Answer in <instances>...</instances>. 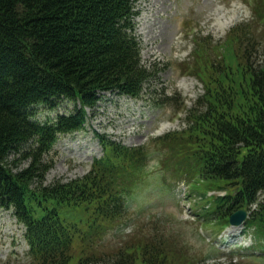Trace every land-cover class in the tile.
Wrapping results in <instances>:
<instances>
[{
  "label": "trees",
  "instance_id": "1",
  "mask_svg": "<svg viewBox=\"0 0 264 264\" xmlns=\"http://www.w3.org/2000/svg\"><path fill=\"white\" fill-rule=\"evenodd\" d=\"M138 1L0 0V210L23 228L28 264H172L171 244L162 235L115 252L74 256L79 228L68 217L81 211L94 231L123 217L144 182H136L150 157L143 147L97 135L103 155L88 172L45 184L56 142L84 130L101 94L150 95L158 71L142 63ZM232 33L226 44L241 50L243 61L231 65L236 54L229 49L214 65L207 55L193 66L204 93L186 110L188 128L157 142L182 157L169 165L174 174L225 191L211 196L210 211L197 216L225 228L230 214L245 209L242 229L251 236L250 248L264 254V57L248 61L255 43L250 31L237 25ZM9 158L26 166L13 171Z\"/></svg>",
  "mask_w": 264,
  "mask_h": 264
},
{
  "label": "rangeland",
  "instance_id": "2",
  "mask_svg": "<svg viewBox=\"0 0 264 264\" xmlns=\"http://www.w3.org/2000/svg\"><path fill=\"white\" fill-rule=\"evenodd\" d=\"M136 9L135 36L141 45L142 63L158 71V79L148 84L150 95L145 92L143 98L133 99L101 94L97 106L89 111L84 130L56 142L45 184L81 178L91 162L103 154L97 135L146 149L150 157L145 175L136 178L137 183L141 179L144 182L129 199L125 215L103 222L100 231L84 224L81 211L68 217L79 228L75 258L115 252L143 242L145 237L162 235L171 244L167 253L172 264H226L229 259L241 264H264V259L253 256L256 253L241 251L252 245L242 227L223 229L218 222L199 221L197 215L212 207L211 196L224 195L225 191L199 177L190 178L188 185L181 182L185 179L178 174L163 184L162 170L174 172L169 165L181 156H171L167 147L157 142L164 135L179 137L188 128L186 110L193 108L204 93L203 83L190 73L193 66L206 62L207 55V62L214 65L218 55H228L229 49L236 54L231 65H236L240 58L243 61L241 50L226 44L227 36L233 35V27L241 25L252 35L255 43L247 55L248 61L258 63L263 59L264 0H139ZM209 68L205 65L206 70ZM167 97H174L175 101H168ZM53 115L50 112V117ZM41 117H46L44 111ZM9 161L11 158L8 163L13 171L26 166L25 162ZM175 182L178 183L170 192ZM22 234L23 228L12 213L0 210V264L30 262Z\"/></svg>",
  "mask_w": 264,
  "mask_h": 264
},
{
  "label": "water",
  "instance_id": "3",
  "mask_svg": "<svg viewBox=\"0 0 264 264\" xmlns=\"http://www.w3.org/2000/svg\"><path fill=\"white\" fill-rule=\"evenodd\" d=\"M246 218V212L243 210L237 211L232 214L229 218V222L231 226H239Z\"/></svg>",
  "mask_w": 264,
  "mask_h": 264
}]
</instances>
